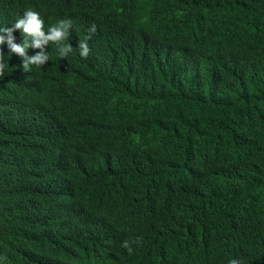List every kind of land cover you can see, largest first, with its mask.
I'll list each match as a JSON object with an SVG mask.
<instances>
[{"label": "trees", "instance_id": "obj_1", "mask_svg": "<svg viewBox=\"0 0 264 264\" xmlns=\"http://www.w3.org/2000/svg\"><path fill=\"white\" fill-rule=\"evenodd\" d=\"M27 8L73 52L0 32V264H264V0Z\"/></svg>", "mask_w": 264, "mask_h": 264}, {"label": "clouds", "instance_id": "obj_2", "mask_svg": "<svg viewBox=\"0 0 264 264\" xmlns=\"http://www.w3.org/2000/svg\"><path fill=\"white\" fill-rule=\"evenodd\" d=\"M44 19L40 12L33 8H27L23 11L17 19H15L11 24V27L0 26V32H6L8 34V43L11 47L12 52L24 56L25 60L23 62V68L25 70L29 69L31 66L35 65L37 67L43 66L46 61L50 59L47 54H37L31 58L25 56L26 49L29 47V39H31L35 47H40L41 45L48 44L50 41L55 43L57 46V51L59 57H68L70 53L73 52L72 46L69 43H65L69 36V29L71 28L70 20H60L54 25L48 28L47 34L44 31ZM20 30L24 35V42L21 45L13 43L12 32L15 30ZM91 32L96 31L95 25L90 29ZM90 37H86L84 41H80L78 45L79 56L86 58L89 55L90 48L88 46L87 40ZM4 37L0 36V43H3ZM3 55L0 54V68L3 67ZM122 247L127 249L129 253L132 252L128 241L122 243ZM228 264H242V261L237 258H232L228 261Z\"/></svg>", "mask_w": 264, "mask_h": 264}]
</instances>
